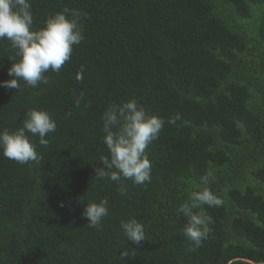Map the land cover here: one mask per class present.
<instances>
[{"label": "trees", "instance_id": "16d2710c", "mask_svg": "<svg viewBox=\"0 0 264 264\" xmlns=\"http://www.w3.org/2000/svg\"><path fill=\"white\" fill-rule=\"evenodd\" d=\"M30 2L34 29L64 8L86 13L84 40L47 85L0 87V131L32 108L57 122L47 147L31 137L40 160L0 151V264H264V0ZM13 56L0 40V81ZM132 98L165 120L147 149L151 182L93 179L108 155L102 114ZM207 170L224 203L193 210L211 219L197 248L177 210ZM104 199L109 215L89 227L84 206ZM132 217L144 225L139 245L120 227Z\"/></svg>", "mask_w": 264, "mask_h": 264}, {"label": "clouds", "instance_id": "9594fccd", "mask_svg": "<svg viewBox=\"0 0 264 264\" xmlns=\"http://www.w3.org/2000/svg\"><path fill=\"white\" fill-rule=\"evenodd\" d=\"M85 17L86 13L78 9L64 8L49 15L39 29H34L30 0H0V40H8L14 50V56L9 58L12 61L11 67L7 70L12 78L0 81V87L17 90L23 85L31 88H37L40 84L47 85L49 78L46 73L59 74L71 59L74 47L84 40L81 21ZM83 71L81 66L77 80L83 79ZM79 104L80 97L76 100V106L79 107ZM101 119L103 127L100 134L104 133L102 143L106 146L108 155L100 157L104 167L97 165L91 178L105 180L108 177L112 181L123 178L131 180L135 185L150 183L152 163L147 149L158 139L165 125L164 118L150 114L132 98L121 104H109ZM179 119L180 115L177 113L167 123L175 124ZM56 129L57 122L47 110L29 109L21 127L14 131H0V151L6 158L22 165L38 161L41 157L31 137H38V143L47 147L49 140L46 136ZM212 178L214 172L207 170L200 177V184L204 187L191 192L188 201L182 203L177 210L186 218L183 235L197 248L207 237L211 219L203 210H193L200 209L203 205L218 207L224 203L208 187ZM107 205V199L99 203L87 202L82 216L88 220L89 227L102 226V221L109 215ZM120 227L126 239L133 244L139 245L145 240L144 225L135 217L122 220Z\"/></svg>", "mask_w": 264, "mask_h": 264}, {"label": "rangeland", "instance_id": "374dc122", "mask_svg": "<svg viewBox=\"0 0 264 264\" xmlns=\"http://www.w3.org/2000/svg\"><path fill=\"white\" fill-rule=\"evenodd\" d=\"M257 9H258V8H255V9H253V11H257ZM257 12H258V14H259V11H257ZM256 15H257V13H253L252 16H251L250 18H248V19H244V20H239V19H237L236 21H237V22H241V23H239V24L249 25V24H248L249 21L255 19ZM258 21H259V19H258V17H257V23H258ZM238 57H239V56H238ZM251 59H252V56H250V61H249L248 63H250L251 66H252ZM232 61H233L235 64H236V63L240 64V61H241V60H240V58H239L238 61H236L235 58H233Z\"/></svg>", "mask_w": 264, "mask_h": 264}]
</instances>
